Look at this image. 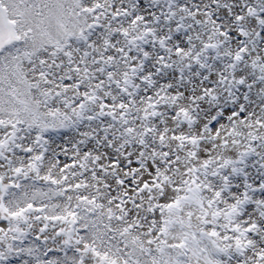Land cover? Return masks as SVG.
<instances>
[{"label": "snow or ice", "instance_id": "6c2138e0", "mask_svg": "<svg viewBox=\"0 0 264 264\" xmlns=\"http://www.w3.org/2000/svg\"><path fill=\"white\" fill-rule=\"evenodd\" d=\"M0 264H264V0H0Z\"/></svg>", "mask_w": 264, "mask_h": 264}]
</instances>
